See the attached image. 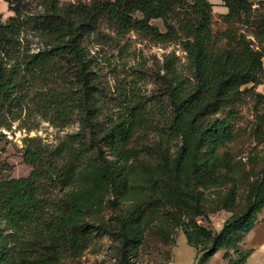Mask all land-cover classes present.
Masks as SVG:
<instances>
[{"label": "rangeland", "instance_id": "374dc122", "mask_svg": "<svg viewBox=\"0 0 264 264\" xmlns=\"http://www.w3.org/2000/svg\"><path fill=\"white\" fill-rule=\"evenodd\" d=\"M78 2L91 0H57L56 8L65 13ZM247 2V13L241 18L233 17L230 23L221 20L222 14L213 13L214 27L223 30L232 24L237 34L245 35L259 49L264 46V26L262 33L259 27L264 23V0ZM49 7L39 0H25L23 5V17H32L34 24H27L21 33L20 62L16 66L18 84L0 102V181L30 175L33 167L24 161V152L30 145H41L53 152L58 147L76 146L81 140H89L79 107H75L66 126L51 121L62 96H70L73 101L70 98L66 103L77 106V98H83L86 84L90 106L98 114L97 130L128 106L146 107L147 121L133 133L120 159L129 171L124 195L117 197L113 187L105 186L99 207L87 217L94 227L86 247L76 253L70 250L57 253L49 247L48 240L29 230L16 238L0 218V251L9 258V264H119L124 244L121 221L127 220L137 205L144 208L145 216L133 232L138 244L131 264H229L230 259L239 258L240 252L251 249L255 255L246 263L264 264V248L253 247L254 230L245 234L237 248H221L206 255L201 250L203 244L197 250L188 243L179 225L180 220H188L195 212L176 183L173 163L183 139L171 133L167 118L171 112L167 92L172 75L166 70V58L177 56L178 74L192 81L184 39L177 30L169 33V37L158 38L136 29L121 31L100 20L91 31L77 38L78 55L63 49L50 56L40 71L28 62L36 53L52 47L55 34L39 27ZM0 14L3 22L16 16L3 0ZM177 19L171 15L156 18L152 23L160 33H166L172 27L178 28ZM12 64L9 61L6 66ZM258 81L241 88L232 109L226 107L210 117L223 118L230 110L235 114L232 140L216 148V156L229 160L230 166L218 171L217 184L198 188L208 216L195 218L213 233L220 232L234 214H244L258 192L264 193V70ZM94 151L91 149L89 157ZM104 151L111 160L109 148L104 147ZM66 160L59 162L64 164ZM185 160L181 180L190 187V157ZM53 190L54 197H59L68 188ZM231 193H235L234 201L226 206ZM256 226L264 227V206L256 214ZM226 251L230 252L228 258Z\"/></svg>", "mask_w": 264, "mask_h": 264}, {"label": "trees", "instance_id": "16d2710c", "mask_svg": "<svg viewBox=\"0 0 264 264\" xmlns=\"http://www.w3.org/2000/svg\"><path fill=\"white\" fill-rule=\"evenodd\" d=\"M3 1L9 4L16 16L3 22L0 14V102L4 97L8 98L18 84L16 66L20 62L21 33L27 24H34L32 17H23L25 0ZM39 1L50 6L39 27L55 34L52 47L36 53L28 62L40 71L44 70L50 56L63 49L78 55L77 38L91 31L100 20L121 31L136 29L158 38L169 37V33L177 30L184 39L192 81L178 74L177 56L166 58V70L172 75L168 81L171 112L167 118L171 133L183 139L173 163L176 183L195 212L188 220H180L179 225L188 243L197 250L203 244L201 250L206 255H212L221 248H237L245 234L256 227V214L264 206V193L258 192L244 214H234L226 220L220 232L213 233L195 218L203 214L206 218L208 216L202 207L204 199L198 188L217 184L218 171L230 166L229 160L216 156V148L232 140L234 111L230 110L223 118L210 117L226 107L232 109L243 86L259 83L258 77L264 70V46L256 49L245 35L236 33L232 24L223 30L215 29L213 4L209 0H91L89 3L78 2L74 9L65 13L56 8L57 0ZM223 2L228 8L227 13L220 16L224 23L247 13V0ZM171 15L178 18V28L172 27L166 33H160L152 21ZM263 26L264 23L259 25L261 33ZM9 61L13 64L8 68L6 64ZM84 93L83 98H77V106L67 104L71 97L63 95L57 102L59 110L50 120L56 125L66 126L75 107H79L89 131V140H81L76 146L58 147L53 152H48L41 145H30L24 152V161L33 167L30 175L0 181V218L13 230L14 236L17 238L21 232L29 230L38 238L48 240L49 247L57 253L65 250L76 253L86 247L94 227L87 217L99 207L105 186L113 187L117 197L124 195L129 171L120 159L133 133L147 121L146 107L128 106L97 130L95 118L98 114L90 106L87 84ZM104 147L109 148L111 160ZM91 149L95 151L89 157ZM188 156L192 178L190 187L181 180ZM61 159L67 160L60 164ZM55 187L68 188V191L54 197ZM234 198L235 193H231L225 205L233 203ZM144 216V208L137 205L132 215L121 221L124 244L119 264H131L138 244L133 232ZM252 252L253 249L240 252L239 258L230 259L229 264H246ZM229 253L226 251L227 258ZM0 264H9V258L1 251Z\"/></svg>", "mask_w": 264, "mask_h": 264}, {"label": "crops", "instance_id": "0c3cea01", "mask_svg": "<svg viewBox=\"0 0 264 264\" xmlns=\"http://www.w3.org/2000/svg\"><path fill=\"white\" fill-rule=\"evenodd\" d=\"M213 4V11L217 14H225L228 11V8L224 6L223 0H209ZM264 227L256 226L252 233V243L255 249L264 248ZM255 255V251L249 258ZM249 260V259H248ZM247 264V263H246Z\"/></svg>", "mask_w": 264, "mask_h": 264}]
</instances>
